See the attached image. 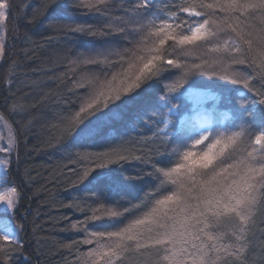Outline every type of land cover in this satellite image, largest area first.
I'll return each instance as SVG.
<instances>
[{"label": "snow or ice", "instance_id": "snow-or-ice-1", "mask_svg": "<svg viewBox=\"0 0 264 264\" xmlns=\"http://www.w3.org/2000/svg\"><path fill=\"white\" fill-rule=\"evenodd\" d=\"M101 6L108 7L109 0H66L64 7H90L99 12ZM11 8L12 0H0V26ZM53 8L63 10L60 0H45L43 9ZM35 19L33 15L28 22ZM55 21L61 30L95 35L90 26L63 16ZM127 24L129 28L119 30L138 37L136 48L130 55L127 50L117 54L121 71L113 74L98 94L90 96L73 118L84 126L69 122L67 130L74 132V141L103 133L121 117L119 104H110L124 103L130 93L158 79L169 70L165 65L181 67L182 61L172 58L170 50L174 48L184 54L203 46L209 52L227 53L232 64L253 68L255 75L236 69L224 79L243 86L259 98L254 104L264 106V91L252 83L259 78L264 87V0H132ZM229 31L234 36L222 38ZM4 48L0 43V56ZM78 59L87 64L101 62L91 56ZM187 76L186 72L167 84L159 97L150 138L155 145L149 150L153 155L134 157L154 169L149 175L155 174L160 185L137 205L122 211L108 209L105 215L110 218L127 213L131 219L115 231L88 232L83 242L96 245L87 253L91 264H264V107L235 110L227 127H215L207 121L197 126L185 119L177 123L173 114L179 113L180 100L192 87L180 83ZM85 113L94 119L85 123ZM4 151L10 154L0 146V152ZM126 160L119 155L116 161L109 158V163ZM8 165L10 160L5 158L0 169ZM166 185L173 187L162 194ZM21 198L19 189L11 186L6 194H0V209L14 214ZM88 219L100 216L94 211ZM17 236L16 230L8 228L0 235V264H12L16 253L23 255Z\"/></svg>", "mask_w": 264, "mask_h": 264}, {"label": "trees", "instance_id": "trees-1", "mask_svg": "<svg viewBox=\"0 0 264 264\" xmlns=\"http://www.w3.org/2000/svg\"><path fill=\"white\" fill-rule=\"evenodd\" d=\"M44 3L12 0L4 23L0 117L14 138L6 184L16 186L22 197L10 218L19 227L23 255L14 254L12 264H25V257L28 264H91L87 253L96 245L83 242L88 232L115 231L131 219L127 213L110 218L105 215L108 209L122 211L137 205L160 185L155 174L149 175L154 169L134 157L153 155L149 150L155 147L150 139L155 130L154 109L159 110V97L167 84L187 72L180 83L186 88L192 85L180 100L179 113L173 114L177 123L180 119L194 123L191 115L195 108L186 95L191 90L212 96L204 106L210 110L215 127L230 126L237 109L264 106L254 104L259 98L243 86L224 79L236 69L255 75L253 68L232 64L227 53L209 52L203 46L184 54L174 48L170 50L172 58H179L181 67L165 65L169 70L158 79L130 93L124 103L110 104H119L121 117L103 133L74 141V132H69L67 125L73 122L76 127L84 126L73 118L90 96L98 94L101 86L121 71L117 54L127 50L130 55L136 48L138 37L119 30L129 28L132 0H109V6H101L99 12L90 7L68 10L64 7L66 0H60L63 10L45 11ZM33 15L36 19L29 23ZM57 16L90 26L95 35L61 30L55 21ZM230 36H234L230 31L222 34V38ZM89 56L101 62L87 64L78 59ZM252 83L264 91L259 78ZM244 96L247 101L241 99ZM82 115L85 123L94 119L91 113ZM119 155L127 160L109 163V158L116 161ZM85 173L89 175L81 182ZM172 187L166 185L162 194ZM94 211L100 219H88Z\"/></svg>", "mask_w": 264, "mask_h": 264}, {"label": "rangeland", "instance_id": "rangeland-1", "mask_svg": "<svg viewBox=\"0 0 264 264\" xmlns=\"http://www.w3.org/2000/svg\"><path fill=\"white\" fill-rule=\"evenodd\" d=\"M0 43H3L5 45V30L4 25L0 26ZM0 56V61H1ZM187 99L191 102L192 106H194L195 110L192 112L191 118L194 121V125H199L201 122L207 121L211 124V114L208 107L204 106L205 102H207L209 99L212 98V96L206 92L203 91H196L191 90L188 91ZM14 145V138L11 129L6 124V122L0 117V146H2L5 149L10 150L0 152V163L3 162V160L9 159L12 149ZM8 167V166H7ZM7 167L0 169V194H6L9 190V186L6 184V170ZM3 207H6L4 205ZM12 212H3L2 209H0V235L3 234V231L5 228H8L10 230H16L18 232L17 238L19 239V227L16 226L13 221L11 220Z\"/></svg>", "mask_w": 264, "mask_h": 264}]
</instances>
